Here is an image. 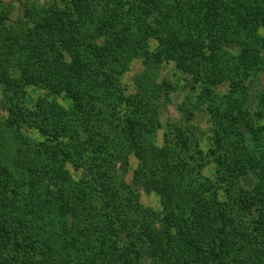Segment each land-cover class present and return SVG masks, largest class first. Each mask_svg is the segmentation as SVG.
<instances>
[{
    "label": "rangeland",
    "instance_id": "rangeland-1",
    "mask_svg": "<svg viewBox=\"0 0 264 264\" xmlns=\"http://www.w3.org/2000/svg\"><path fill=\"white\" fill-rule=\"evenodd\" d=\"M177 2L0 0V181L4 185L0 199L16 200L14 207L21 205L17 201L21 193L28 192L33 182L44 190L46 178L55 177L59 169L74 183L87 181L92 164L89 144H99L108 134L117 153L111 161L115 187L121 192L110 205L138 220L137 225L124 227L106 216L96 225L98 215L88 214L87 197L71 201L73 215L42 209L43 214L19 215L14 209L0 216V224L28 219L29 225L39 227L38 232L53 238L50 243L64 255L68 243L58 239L57 231L64 224L74 225L78 238L91 235L83 249L90 254L94 237L100 238L97 262L112 260L113 264L118 262L116 248L128 243L142 248L138 260L131 256L129 264H178V258L184 264H224L215 252L204 249L220 234L226 240L219 248L222 257L233 264H264V228L246 214L239 198V188L252 190L260 176L250 173L238 179L241 172L226 174V164L219 166L230 148L242 152L248 148L254 157L260 155L250 129L258 124L264 127L259 101L264 93V49L256 52L262 65L241 67L245 74L238 78L222 62L200 67L204 59H197L180 66L177 55L146 60L141 54L159 52V40L145 30L171 19L169 13ZM183 31L192 46L198 39L199 46L203 43L200 29ZM258 33L263 39L264 28ZM203 48L199 51L206 55L210 47ZM234 48L225 46L237 55ZM240 77L244 80L237 90ZM235 98L248 109L238 120L231 116ZM128 113L134 114L143 130L138 154L131 151L124 131ZM64 151L77 161L62 162ZM57 181L58 189L66 185L63 178ZM167 208L181 214L177 221L183 225L180 232L187 233L185 238L176 228L167 235ZM104 211L113 212L109 207ZM225 224L229 227L219 233ZM18 237L21 247L0 233V264H29L31 257L37 258L32 252L40 246L30 248L24 236ZM152 241L172 245L176 255H159ZM77 262L66 257L63 264Z\"/></svg>",
    "mask_w": 264,
    "mask_h": 264
},
{
    "label": "trees",
    "instance_id": "trees-1",
    "mask_svg": "<svg viewBox=\"0 0 264 264\" xmlns=\"http://www.w3.org/2000/svg\"><path fill=\"white\" fill-rule=\"evenodd\" d=\"M177 3V6L174 7L175 9L169 13L171 19L158 21L156 24L157 28L150 27L149 30H145L152 37L159 40V52L156 54H150L148 52L141 54L144 55L143 57H145L146 60H148L150 56L158 61L161 58H175V55H177L178 60L181 61L179 62L180 66H183V64L189 66V64L186 62L197 61V59L202 61L204 59L200 67H202L204 63L206 66H210L220 64V62H222V64H224L223 67L226 66L228 68V73L231 72L234 74V78H238L241 76L240 74L243 73L242 71L240 72L241 67L250 68L251 66L255 67L262 65V61H260V54L258 53L256 55V52L261 47L264 49V38L260 39V35L258 33L259 28H264V0H185L182 2L179 0ZM183 28L187 29L188 31L192 29L194 31L195 29L198 31V29H200V33H202V37L200 35V40H202L203 43L199 46L198 39L194 46H192L193 42L189 43V39L186 38ZM63 43H66V40H63ZM228 44L234 45V47L238 50L237 55L229 53L225 50V46ZM191 46L196 49L194 52H192ZM204 46L210 47L209 52L206 55L200 53L199 51L204 49ZM235 48L234 50H236ZM196 54L197 56H195ZM229 62L231 63L229 64ZM243 80L244 79L242 77L240 81L236 83L235 89L239 90L242 88L240 86ZM240 98L241 97H239V99ZM239 99L235 98L231 102L233 106L232 109L235 110V114L233 113L231 116L237 120L248 110L243 109ZM259 101L261 102L260 104L264 109V93L262 94ZM135 119L137 118L133 113L126 114L123 126L125 134L128 136L129 145L131 144V151H134L136 154H138L141 150L139 148V139L141 138L143 130L139 126L140 123ZM263 128L264 127L262 125L258 124L257 126L251 125L250 129V136L254 139L251 141L257 142L254 146L258 149L260 155H256L254 157V155L249 153L248 148L244 149L242 152L240 151V148L236 147L234 149H228L227 158L222 156L220 161L218 160L220 167L222 164H226V174H228L227 172L231 174H235V172H241L242 176L238 177V179L250 176V173L252 176H260L256 180V184L252 190L246 191V189L239 188V198L246 214H248V216L255 217L257 219V224L262 228H264ZM104 135L105 136L100 139L101 141H99V144L95 146H93L94 142L89 144L88 153L91 155L90 162H92V164L89 165L90 179L87 181L80 180L77 183H74L68 173L65 174L62 169H59V173L55 175V177L51 176L52 178H46L44 190L42 187L36 186L35 182H33L31 185V188L33 187V189L30 188L28 192L24 191L21 193V201L17 200L21 203V205L14 207L12 205L16 204V200H9L5 203V199H0V216H3V214L6 212L12 213L14 209L17 212L16 214L19 215H21L24 211H28L29 213L31 212L32 214L37 212L39 215L43 214L42 210L49 213L56 212L63 215H73L74 207L71 205V201L74 199L87 200L88 197V214L91 216V218L92 216L97 217L98 215L97 219L94 220L96 225L98 224L97 221L101 219L104 220L106 216L109 218L112 217L114 220H116V222L119 220L120 223L124 225V227L128 225H137L138 220H133L132 218L128 217L125 214L127 211L123 210L122 208L114 209V207L110 205L119 199V194L121 192L117 188L118 186L115 181V168L111 165L112 158L113 156H116L117 153H115L116 150H114L113 147H110V143L108 142L109 135ZM246 141L243 140V142ZM220 142L221 140H218V145ZM251 146L252 145H250V147ZM62 156V162L69 158L70 161H77L65 151L63 152ZM254 168H256L258 171H256ZM2 171L3 170H1L0 173H2ZM217 172L220 174L219 171H216L215 176L219 178ZM56 176H58L57 179L63 178L66 182V185L63 188L58 189V181ZM219 179H222V177ZM153 182L154 181L149 183ZM157 184L159 191L163 193V188L161 187L160 183ZM1 186L4 187L2 181H0V187ZM50 189H54V191ZM96 196L98 199H96ZM95 199L100 203L99 209L95 207L96 205L93 202ZM53 200L58 201L57 206L51 205ZM136 206L138 207V211H141V207L138 205ZM108 207L113 211L112 213L109 211L111 214L105 213L104 211V209H108ZM200 214H202V212L198 213V216H200ZM180 215L181 214L179 213L175 214V212H173L171 209L169 210V208L166 209L164 214V225L167 228V235L171 232L172 228H176L177 233H181L180 235L183 236V238L186 237L187 233L180 232V229L183 226L182 224H179V221H177V218ZM18 220L19 221L16 224L13 223L12 225L0 224V233H2L3 236H11V238L14 240L13 243L17 244L18 247H21V240L18 239L19 234L26 238V240L29 242L30 248H32L34 244H38L40 246L38 250L33 249L32 254H34L37 258L31 257V261L29 259V264H63V262L65 263L66 257H68L69 260L78 259V264H113L112 260L110 262H97L95 254L97 248L101 246L100 238L94 237L91 247L92 251L90 254L87 253L88 250L85 251L83 247L91 235L85 234L86 237L83 239L80 237L78 238L79 230L77 228H72L74 225L68 226V224H64L62 226L63 229H59L60 231H57L59 232L58 239L63 242L65 241L66 245L68 243V247H66L68 252H66V255H64L58 250V247L57 249L52 243H50L53 238L44 236V233L41 230V232H38L39 227L36 228L33 224L29 225L27 222L28 219L27 221L23 218H19ZM226 227L229 226L226 224L223 225L219 230V233L225 230ZM114 235L117 237L118 233L114 232ZM69 239L70 241H67ZM170 240L173 241V237H171ZM211 242V246L208 248L204 247V249L212 251V253L215 252L218 259L224 264H233L231 263L230 259H225L219 254V248H221L222 244L226 243V240L222 238L220 234H218L215 235ZM188 243H191L190 239L188 240ZM69 244L71 246H69ZM193 247L196 248L195 245H193ZM152 248H156L159 255H163L164 253L176 255L172 245L170 246V244H168V246H163L160 241H152ZM116 249H119L117 250V255L118 262L120 264H129L131 261V256L138 260L139 252H142L141 246L138 245L135 247L132 243H128ZM156 249H154L155 252ZM36 259L38 260L35 261ZM176 261L178 264H184V262L179 258ZM118 262L116 261V264Z\"/></svg>",
    "mask_w": 264,
    "mask_h": 264
}]
</instances>
